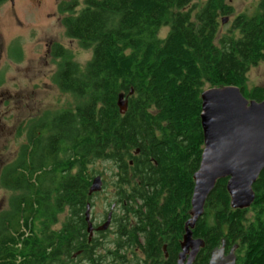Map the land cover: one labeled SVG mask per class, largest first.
<instances>
[{"label": "trees", "instance_id": "obj_1", "mask_svg": "<svg viewBox=\"0 0 264 264\" xmlns=\"http://www.w3.org/2000/svg\"><path fill=\"white\" fill-rule=\"evenodd\" d=\"M195 1L58 3L65 36L91 56L80 65L61 44L50 47L60 60L52 81L76 104L19 129L25 143L0 174V186L12 192L0 212V264H176L203 149L201 93L236 86L264 101V85L246 88L249 68L264 61V0L257 13L236 15L218 39L232 6ZM162 27L169 28L165 38L158 37ZM96 161L110 162L119 210L115 249L101 253L85 244ZM252 189L250 207L233 209L226 179L217 180L192 229L204 242L193 264H208L222 241L226 253L236 246V264H264V169Z\"/></svg>", "mask_w": 264, "mask_h": 264}, {"label": "rangeland", "instance_id": "obj_2", "mask_svg": "<svg viewBox=\"0 0 264 264\" xmlns=\"http://www.w3.org/2000/svg\"><path fill=\"white\" fill-rule=\"evenodd\" d=\"M61 1L64 0H5L0 4V170L15 159L20 145L25 143L24 131L19 133V129L29 119L45 112L73 109L76 104L74 97L61 92L52 81L60 60L50 55V47L53 43L61 44L69 51L72 60L80 65L89 60L91 51L79 47L75 40L65 36L61 16L57 12ZM204 1L196 0L194 4L200 6ZM226 2L232 6L233 12L224 17L227 22L220 24L217 39L230 30L236 15L258 12L259 0ZM168 31V27H162L158 37L165 38ZM263 85L264 61L249 68L246 88ZM91 168L94 171L92 178L100 175L103 183L102 189L92 194L90 199V214L97 220L114 202L113 177L110 162L96 161ZM11 195V191L0 186V211L7 209ZM114 213H119V210ZM65 216L66 211L58 214L53 229L60 228ZM103 264H111L110 259Z\"/></svg>", "mask_w": 264, "mask_h": 264}, {"label": "water", "instance_id": "obj_3", "mask_svg": "<svg viewBox=\"0 0 264 264\" xmlns=\"http://www.w3.org/2000/svg\"><path fill=\"white\" fill-rule=\"evenodd\" d=\"M226 22L227 18L221 21ZM118 107L121 113L125 112L126 100L122 96ZM200 123L203 149L199 168L193 174L190 218L185 223L176 264H193L204 246L202 239L193 238L192 229L203 215L206 199L217 180L226 179L231 208L246 209L255 199L252 186L264 169V101L246 98L236 86L206 89L201 93ZM102 184L100 175L93 177L88 195L99 192ZM85 219L90 232L89 205ZM108 223L109 220L102 228ZM235 249L233 246L226 253L222 241L210 253L208 264H236Z\"/></svg>", "mask_w": 264, "mask_h": 264}, {"label": "flooded vegetation", "instance_id": "obj_4", "mask_svg": "<svg viewBox=\"0 0 264 264\" xmlns=\"http://www.w3.org/2000/svg\"><path fill=\"white\" fill-rule=\"evenodd\" d=\"M259 4V2H258ZM239 15V14H238ZM3 168V167H2ZM2 170V169H1ZM1 170H0V174H1ZM89 205V222L91 223V231L88 232L87 230V221H86V240H85V244L87 245V250L90 249L91 247L95 246V253L97 252H104L102 249L103 248H108L107 246L109 245L112 249H115L114 246V240L117 239L119 237L118 232L116 230V220H115V211L118 210V204H116L115 202H113L112 204L109 205V210L106 214H104L103 216H101L99 219L95 220V218L91 217V206H90V202L88 203ZM2 212V211H0ZM110 214V215H109ZM109 215V216H108ZM109 220L108 225L105 228H102L103 225L105 224L106 221ZM114 227V228H113ZM109 236H111V240L109 239ZM130 248H128L129 250ZM129 257L128 258H133V255L131 254L130 251H128ZM82 250H78L76 252H74L72 254V257L77 260L78 258H80L82 255ZM87 264L85 263L83 260L78 261V264Z\"/></svg>", "mask_w": 264, "mask_h": 264}]
</instances>
